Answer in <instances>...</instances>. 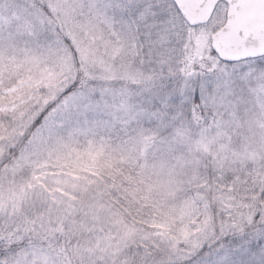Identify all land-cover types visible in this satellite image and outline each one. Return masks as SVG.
Segmentation results:
<instances>
[{"label": "snow or ice", "instance_id": "obj_1", "mask_svg": "<svg viewBox=\"0 0 264 264\" xmlns=\"http://www.w3.org/2000/svg\"><path fill=\"white\" fill-rule=\"evenodd\" d=\"M262 135L264 0L0 2V264H264Z\"/></svg>", "mask_w": 264, "mask_h": 264}, {"label": "rangeland", "instance_id": "obj_2", "mask_svg": "<svg viewBox=\"0 0 264 264\" xmlns=\"http://www.w3.org/2000/svg\"><path fill=\"white\" fill-rule=\"evenodd\" d=\"M0 2H2V1H0ZM260 138L262 140H264V135H262ZM244 140L246 142L255 144V138L254 137H244ZM225 147H231V146L225 145ZM208 150H210V149L205 148V151H208ZM232 150L236 151L237 149L233 148ZM91 155H92V160L95 163H93L92 165H89L88 168L85 169V171L94 170L97 167V165L100 163H102L103 167H105V168H108V169L115 168V159H113V158H107L106 159L105 151L101 150L99 152L92 153ZM176 159H177V162L180 163L181 165L183 163H185V157L183 154L178 156ZM247 159L249 162L258 163L259 152L258 151L250 152L247 156ZM166 165H167V161L158 160L156 162L155 171H156V175H157V183L160 186L161 190L163 189V187H165L169 183V175H168V169H167ZM118 171H122V170H118ZM124 179H128L127 173L124 174ZM116 184L121 185V181L117 180ZM148 204L151 205V200L148 201ZM128 211H130V210L129 209H123L121 214L119 215V219L113 218L111 215L104 216L102 218V222L97 225L99 231L101 233H104L105 228L110 229L112 227H123V224L125 223L123 213L128 212ZM114 235L115 234H113L112 232L109 231L103 236H97L96 239L100 243L112 244L113 247H115L116 245L113 242Z\"/></svg>", "mask_w": 264, "mask_h": 264}, {"label": "trees", "instance_id": "obj_3", "mask_svg": "<svg viewBox=\"0 0 264 264\" xmlns=\"http://www.w3.org/2000/svg\"><path fill=\"white\" fill-rule=\"evenodd\" d=\"M0 1H2V0H0Z\"/></svg>", "mask_w": 264, "mask_h": 264}]
</instances>
